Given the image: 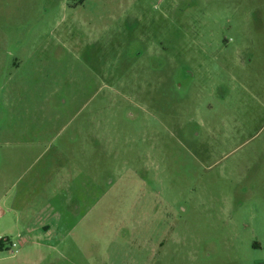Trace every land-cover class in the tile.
I'll return each instance as SVG.
<instances>
[{"label": "rangeland", "instance_id": "1", "mask_svg": "<svg viewBox=\"0 0 264 264\" xmlns=\"http://www.w3.org/2000/svg\"><path fill=\"white\" fill-rule=\"evenodd\" d=\"M34 164L87 181L44 264H264V0H0V181Z\"/></svg>", "mask_w": 264, "mask_h": 264}, {"label": "crops", "instance_id": "2", "mask_svg": "<svg viewBox=\"0 0 264 264\" xmlns=\"http://www.w3.org/2000/svg\"><path fill=\"white\" fill-rule=\"evenodd\" d=\"M35 164L37 166L39 163ZM35 164L33 171L28 170V174H21L22 170L12 178L4 175L6 181H0L3 183L0 193V238L2 235L6 238L20 236L18 255H11L14 256L13 263H6L7 258L0 255V264L51 262V254L55 252V248L66 246L67 241L72 239L69 232L73 228V204H80L79 198L83 197L82 190L85 188L83 182L87 181H82L83 177L78 175L75 180L78 186L75 189L80 188L81 191L75 190L74 193L72 185L75 182H72V178L68 179L67 174L59 171L65 177L61 175L59 180L54 177L50 181L53 170L47 175L45 168L35 169ZM8 166L17 168L18 162L11 161ZM66 169L72 174L73 167L71 170L68 167ZM25 179L29 181L24 182ZM56 184H60L61 189ZM51 185L54 186L52 191ZM74 198L80 201L73 203ZM2 250L7 251V245H0V251Z\"/></svg>", "mask_w": 264, "mask_h": 264}, {"label": "built area", "instance_id": "3", "mask_svg": "<svg viewBox=\"0 0 264 264\" xmlns=\"http://www.w3.org/2000/svg\"><path fill=\"white\" fill-rule=\"evenodd\" d=\"M19 237L20 236H17L15 238H6V237L0 238V241L3 242L5 245H7V252L10 255H15L19 252L20 250Z\"/></svg>", "mask_w": 264, "mask_h": 264}, {"label": "trees", "instance_id": "4", "mask_svg": "<svg viewBox=\"0 0 264 264\" xmlns=\"http://www.w3.org/2000/svg\"><path fill=\"white\" fill-rule=\"evenodd\" d=\"M2 244L4 245V243L0 241V245H2Z\"/></svg>", "mask_w": 264, "mask_h": 264}]
</instances>
